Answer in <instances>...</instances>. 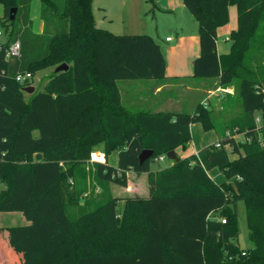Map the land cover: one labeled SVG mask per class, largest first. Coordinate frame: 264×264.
Segmentation results:
<instances>
[{
	"label": "trees",
	"instance_id": "obj_1",
	"mask_svg": "<svg viewBox=\"0 0 264 264\" xmlns=\"http://www.w3.org/2000/svg\"><path fill=\"white\" fill-rule=\"evenodd\" d=\"M32 1L0 0V214L21 213L28 222L0 227L2 264H264V95L255 88H264V0H182L198 23L194 78L234 85L242 112L231 130L249 141L224 135L221 148L210 145L158 171L152 161L187 150L191 124L216 130L212 112L201 104L192 113L128 109L117 82L164 81L160 45L147 35L98 28L93 0H40L43 31L35 34ZM230 6L237 28L229 53L218 56L217 29L228 23ZM16 41L20 57L9 58ZM62 64L67 70L55 72ZM51 68L43 90L26 98L36 74ZM26 74L32 79L16 81ZM96 149L105 163L90 162ZM144 150L152 155L140 163ZM113 153L115 167L108 163ZM212 169L226 182L216 184ZM130 171L147 174V198H125L120 210L108 196L77 216L68 213L88 177L104 189L126 188ZM238 201L251 243L246 251L233 242Z\"/></svg>",
	"mask_w": 264,
	"mask_h": 264
},
{
	"label": "crops",
	"instance_id": "obj_2",
	"mask_svg": "<svg viewBox=\"0 0 264 264\" xmlns=\"http://www.w3.org/2000/svg\"><path fill=\"white\" fill-rule=\"evenodd\" d=\"M164 1H166V3L163 7H165V9L170 12L173 11V7H177L180 10L185 9L182 0ZM156 3L160 2L156 0ZM228 14L229 18L232 19L233 16H235L236 22L234 28L225 29L226 26H223L217 29L216 50L218 56L229 53L231 46V42L229 40L230 33L237 28L236 7L230 6ZM30 19L32 21V31L35 34H41L43 31V22L40 20V0H33L31 2ZM220 30L224 32L225 37L220 38ZM175 39L176 43L172 46L168 45L163 47L159 44L166 64L165 80L162 82L156 80L122 81L123 83L120 88L117 82L122 103L130 110H144L150 111L152 113H192L195 107L198 104H201L203 107L210 110L213 115L217 117V119L219 118V120L224 124L226 121L237 119L241 115V102L240 99L235 95L234 85L222 87L219 85L217 79L194 78L193 63L194 60L200 55L198 29L196 32L177 34ZM166 42L171 43L173 40ZM218 88H226L228 89V93L217 92ZM225 128L226 133L229 130L227 126H225ZM214 131L216 133V138L203 149L213 145L217 141H220L219 133L223 132L217 130ZM189 147L186 151L179 149L175 150L176 156L179 159H183L193 155L195 152H200L198 150H193L188 155L187 151ZM99 154L102 155L103 161H97L91 157L90 162L105 163L104 154ZM171 165L172 162L168 166ZM207 174L216 184H222L226 182L225 177L219 172L218 169H212L207 172ZM145 182H147L148 185L147 174L138 175L131 171L128 172L127 187H122V189L125 191V198H147L149 196V185L147 190ZM1 187V189H3V186ZM123 203L124 200L122 201V204ZM21 221L23 223L22 226L28 224L25 218L21 219Z\"/></svg>",
	"mask_w": 264,
	"mask_h": 264
},
{
	"label": "rangeland",
	"instance_id": "obj_3",
	"mask_svg": "<svg viewBox=\"0 0 264 264\" xmlns=\"http://www.w3.org/2000/svg\"><path fill=\"white\" fill-rule=\"evenodd\" d=\"M158 1L160 3H156V0H93L92 11L95 24L98 28L111 32L115 35L150 36L163 47L174 45L176 43L175 38L177 34H186L197 31L198 24L186 9L180 10L177 7H173V11L170 12L163 7L165 6L166 1ZM2 16L3 8L0 6V19ZM235 19V16H233V19L229 18L228 23L224 25L226 26L225 29L234 28L236 22ZM167 37H170L173 42H166L165 39ZM223 37H225V34L222 30H220V38ZM52 71L53 69L51 68L40 71L36 74L31 81V86L34 87V92H40L43 90L47 77ZM122 83V81L118 82L119 88L122 86ZM28 96V94L25 95L26 98ZM240 110L242 112V105ZM212 117L215 122L216 130L223 132L219 133L220 138L223 139L226 130L225 126H227L228 130H231V125L234 120L226 121L224 124L219 120V118L217 119L213 113ZM256 117H259V114H256ZM190 133L191 142L187 151L188 155L193 150H203L205 146L216 138L214 130L205 131L199 123L191 124ZM237 139L240 141L243 138L240 136ZM262 143L264 145V141H262ZM99 153H102V149H96L91 157L97 161H103V157ZM171 162L172 161L168 159L163 161L155 159L151 163V169L152 171L161 170L168 167ZM108 163L113 167L117 165V153H113L108 158ZM145 183L148 190L147 182ZM86 187V192L82 195L77 204L72 203L68 206V213L72 217L77 216L78 212L80 213L93 209L95 206L106 200L108 196L118 199V208L120 210L122 209V201L125 199V191L122 187L109 184L107 187L108 189H104L98 184L92 175L88 177ZM1 188L2 187L0 186V190ZM236 212L238 216V236L233 242L240 248V250L246 251L251 248V243L249 241L245 206L242 201L237 202ZM21 219H24L21 213H2L0 216V227L22 226L23 223ZM6 256L5 242L0 239V264L5 262L4 258Z\"/></svg>",
	"mask_w": 264,
	"mask_h": 264
},
{
	"label": "built area",
	"instance_id": "obj_4",
	"mask_svg": "<svg viewBox=\"0 0 264 264\" xmlns=\"http://www.w3.org/2000/svg\"><path fill=\"white\" fill-rule=\"evenodd\" d=\"M171 38H167L166 41H170ZM3 43V32L0 30V47ZM20 52H21V48H20V43L18 41L12 43L8 49H7V52H6V56L9 57V58H19L20 57ZM26 79L28 80H31L32 77L30 74H26V75H19L16 77V81L22 83L23 81H25ZM256 92L258 94H263L264 95V88L261 87V86H256ZM217 92H220V93H228V89L226 88H218L217 89ZM255 122L258 126H260L261 124V118H260V115L259 117H256L255 118ZM225 136L229 139H235L238 141V137H242L243 139L240 140V142H244V141H249V138L246 137L244 134H238L236 129H233V130H229L225 133ZM215 146V148L219 149L222 147V143L221 141H217L213 144ZM226 148L228 149L229 147L226 146ZM198 154L199 152H195L193 155H195L196 157H198ZM167 159L166 156H161L158 158V160L160 161H163ZM221 222L224 224L226 221L223 219L221 220ZM246 254V252H243L242 255L244 256Z\"/></svg>",
	"mask_w": 264,
	"mask_h": 264
},
{
	"label": "water",
	"instance_id": "obj_5",
	"mask_svg": "<svg viewBox=\"0 0 264 264\" xmlns=\"http://www.w3.org/2000/svg\"><path fill=\"white\" fill-rule=\"evenodd\" d=\"M16 9L13 8L10 10V21H13L14 18H15V14H16ZM68 66L66 64H62L60 66H58L56 69H55V72H61V71H65L67 70ZM24 92L28 95H31L33 94L34 92V87L32 86H28L24 89ZM152 155V151L150 150H144L140 153L139 155V161L140 163L144 162L145 160H147L150 156ZM166 158L172 162H177L179 160V158L176 156V153L175 151H171L169 153L166 154Z\"/></svg>",
	"mask_w": 264,
	"mask_h": 264
}]
</instances>
